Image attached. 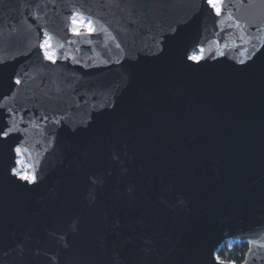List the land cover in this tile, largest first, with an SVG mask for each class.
<instances>
[{
    "label": "water",
    "instance_id": "water-1",
    "mask_svg": "<svg viewBox=\"0 0 264 264\" xmlns=\"http://www.w3.org/2000/svg\"><path fill=\"white\" fill-rule=\"evenodd\" d=\"M262 45L264 0H0V125L40 179L5 148L0 264H264Z\"/></svg>",
    "mask_w": 264,
    "mask_h": 264
},
{
    "label": "snow or ice",
    "instance_id": "snow-or-ice-1",
    "mask_svg": "<svg viewBox=\"0 0 264 264\" xmlns=\"http://www.w3.org/2000/svg\"><path fill=\"white\" fill-rule=\"evenodd\" d=\"M224 2L225 0H202L203 5L207 9H210L212 12H214L216 16H220L222 14ZM79 23L81 26L86 28L89 34L96 31V29L93 27V22L91 20L80 21ZM73 24H77V21L73 20ZM237 26L239 27L240 25L237 24ZM73 31L76 35H80V31L78 28H74ZM241 39H243V37H241ZM50 40L51 37L49 36L48 32L45 31L43 33V39L39 44V48L43 50V56L46 60L52 63H56V53L52 51L53 45L50 43ZM244 42L248 43L249 41L246 40ZM116 47L119 48L120 45L117 44ZM261 47L264 48V45H262ZM257 51H259V49H257ZM204 53H205L204 48H198L192 54L187 55V59L194 64H200L205 59ZM220 55H223V53H220ZM0 63H3V61H0ZM241 63H243V61H241ZM21 82L22 81L20 79L15 80V84L17 85L20 84ZM0 107H2V105H0ZM42 119L48 120V117L44 116L42 117ZM59 122H60L59 120L53 121V123H57V124ZM15 129H16V125L14 122L10 126L7 124L0 125V157L3 156L6 147L9 152L14 151L15 158H19L23 156V153L25 151L24 149H22L21 147H13L8 143ZM12 159H14V157L9 156V160L11 161ZM15 163L22 166L25 165V161L23 159H16ZM34 168H35L34 165L17 168L15 164H9L6 171L10 172L11 176L16 177L19 181H22L25 185H31L32 188H35L39 185L40 179ZM95 182L96 181H93V183ZM214 260H215V264H235L234 260L222 261L219 255H216L214 257ZM245 264H247L246 261Z\"/></svg>",
    "mask_w": 264,
    "mask_h": 264
},
{
    "label": "trees",
    "instance_id": "trees-1",
    "mask_svg": "<svg viewBox=\"0 0 264 264\" xmlns=\"http://www.w3.org/2000/svg\"><path fill=\"white\" fill-rule=\"evenodd\" d=\"M226 242L222 243L218 250L216 251V255L221 257V260L226 261H235V264H240L243 259L245 252L247 250V242L246 241H234V243L230 246H226Z\"/></svg>",
    "mask_w": 264,
    "mask_h": 264
},
{
    "label": "rangeland",
    "instance_id": "rangeland-1",
    "mask_svg": "<svg viewBox=\"0 0 264 264\" xmlns=\"http://www.w3.org/2000/svg\"><path fill=\"white\" fill-rule=\"evenodd\" d=\"M73 20H76L77 21V24H73ZM85 20H87V19L84 18V17H82L80 14H74L72 16V18H71L70 30H73L74 28H78L79 30H86V28L83 27V26H81L80 23H79L80 21H85ZM52 51H53V49H52ZM19 159H23V157H19ZM23 166H28V164L26 163V161H25V165H23ZM23 166L20 165V167H23ZM233 243H234V240H227L226 246L227 247H230Z\"/></svg>",
    "mask_w": 264,
    "mask_h": 264
}]
</instances>
